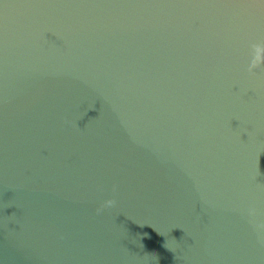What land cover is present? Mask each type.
<instances>
[{
    "label": "water",
    "instance_id": "water-1",
    "mask_svg": "<svg viewBox=\"0 0 264 264\" xmlns=\"http://www.w3.org/2000/svg\"><path fill=\"white\" fill-rule=\"evenodd\" d=\"M0 264H264V0H0Z\"/></svg>",
    "mask_w": 264,
    "mask_h": 264
},
{
    "label": "clouds",
    "instance_id": "clouds-1",
    "mask_svg": "<svg viewBox=\"0 0 264 264\" xmlns=\"http://www.w3.org/2000/svg\"><path fill=\"white\" fill-rule=\"evenodd\" d=\"M257 46H254V49L256 48ZM256 55H260V53H255ZM250 71H251V68H250ZM114 204V201H112V200H108V201H106L105 202V204H104V207H111L112 205Z\"/></svg>",
    "mask_w": 264,
    "mask_h": 264
}]
</instances>
